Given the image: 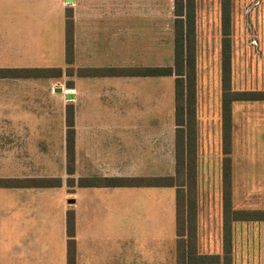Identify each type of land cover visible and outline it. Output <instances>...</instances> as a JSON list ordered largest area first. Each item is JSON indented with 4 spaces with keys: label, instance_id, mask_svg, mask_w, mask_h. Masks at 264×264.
<instances>
[{
    "label": "crops",
    "instance_id": "crops-1",
    "mask_svg": "<svg viewBox=\"0 0 264 264\" xmlns=\"http://www.w3.org/2000/svg\"><path fill=\"white\" fill-rule=\"evenodd\" d=\"M24 1L30 0H0V26L5 27V51L0 52V61L5 62L0 67H60L53 63L23 62H50L63 56L64 69L66 8L73 12L74 71L158 66L156 12L154 18L148 17L137 4L127 7L126 0H116L117 6L112 9L108 5L111 0H49L46 5V0H34L33 8L24 5ZM250 44H255L251 45L253 50L261 53L264 73V35ZM250 44L244 42L239 50L250 53L247 51ZM232 53L231 71L235 78L238 66ZM56 79L65 86L61 88L58 85L61 82ZM0 80L6 82L0 84V140L5 141V168L0 171L4 170L8 173L5 177L11 178L62 179V185L57 187L5 188L7 264H66L68 209L75 215L76 264H84L80 257L83 238H86L84 248L88 249L92 243L90 237L126 235L127 204H133L146 215H156V191L152 197L155 186L84 187L77 185V180L174 173V76H78L74 72L69 76L64 73L60 78ZM161 81L173 90L169 112L170 173L165 174L158 172L159 165L164 164L159 160V120L166 106V94L162 92L159 99ZM69 103L74 107L75 124L73 186H67L65 181L64 120L65 106ZM57 122L61 125V135L53 133ZM55 166L59 169L57 175L53 172ZM236 224L232 229L233 246H246L247 240L242 239L244 235L239 234ZM262 237L264 246V232ZM117 242L120 245L119 238Z\"/></svg>",
    "mask_w": 264,
    "mask_h": 264
},
{
    "label": "rangeland",
    "instance_id": "rangeland-1",
    "mask_svg": "<svg viewBox=\"0 0 264 264\" xmlns=\"http://www.w3.org/2000/svg\"><path fill=\"white\" fill-rule=\"evenodd\" d=\"M229 1V48L231 54L235 53L238 66L235 78L232 77L231 71V88L239 91H264L261 53L253 50L251 45L256 46L255 44H250L255 39L259 41L264 35V0ZM46 3L48 4L49 0L45 1V5ZM23 4H30V8H33L35 1H24ZM129 4L132 6L137 4L151 18H154L156 12L159 39L158 66L172 65L173 0H136V3L135 0H126L127 7ZM108 5L109 9H112L117 6V2L111 0ZM194 6L197 252L219 255L220 261L214 264H264L262 244L264 221L236 222L239 234L244 235L242 239L247 240L246 246L243 244L233 246L232 229L235 224L233 222L231 224L230 261L223 260L225 248L222 192L223 160L225 156H228L230 158L232 208L234 210H264V101H234L231 104L230 148L229 153H224L221 125V60L224 37L222 0H194ZM143 17H146L144 13ZM52 30L55 31L56 27L53 26ZM4 40L5 27L0 26V52L2 53L5 51ZM244 42H249L251 47H248L247 51L250 53L241 51ZM260 49L259 44V51ZM4 62L0 61V63ZM48 63L62 67L64 66L63 56L58 59L54 58V61L52 59L50 62L34 60L23 62L27 65ZM166 80L169 81L170 78ZM57 81L61 82V85L58 84L61 88L65 86L60 79ZM4 83H6L5 80H0V84ZM159 83H162L159 99L162 97V92L166 94V99H164L166 106L162 111L161 121L159 120V123L161 122L158 143L159 160H163L164 164L159 165L158 172L165 174L170 173L168 169V163L171 160L169 112L173 105V100H171L173 90L165 81ZM53 126V133L61 135L59 122ZM4 142L0 140V143H3L0 145V168L2 169L5 168ZM55 142H57L56 139ZM53 169L56 173L54 175H57L58 167L55 166ZM7 174L4 170L0 171V177H5ZM178 180L183 179L180 177ZM152 191V197H155V191L157 192L156 215H153L154 213L146 215L136 209L133 204H127L124 220L126 235L118 237L117 234L110 233L107 236L90 237L92 243L88 249L84 248L86 238L80 240V257L81 261L84 260V264H175L174 189L157 187L152 188ZM6 194V189L0 188V264H7V256H9L6 245ZM121 222L122 220L120 224ZM104 238L105 240L100 243V240ZM118 238L120 245L117 242ZM123 238L125 239L124 245H121ZM46 263L49 264L43 262V264Z\"/></svg>",
    "mask_w": 264,
    "mask_h": 264
},
{
    "label": "trees",
    "instance_id": "trees-1",
    "mask_svg": "<svg viewBox=\"0 0 264 264\" xmlns=\"http://www.w3.org/2000/svg\"><path fill=\"white\" fill-rule=\"evenodd\" d=\"M173 63L170 66L118 68H78L73 64V12L65 9V68L62 67H0V78H60L77 73L78 76L141 75L174 76V173L155 177H82L77 185L89 187L155 186L175 190V264H214L216 254H199L196 247V64H195V6L194 0H173ZM222 142L229 153L231 104L234 101H264V91H239L231 88V53L229 45L230 1L222 0ZM69 85V81L67 82ZM65 179L74 185L71 175L75 169L74 107L65 106ZM182 178L185 182L179 181ZM60 177H0V188L57 187ZM223 192V260L230 261L231 224L238 221H264V210H234L231 206L230 158L225 156L222 170ZM66 264H76L75 215L68 209L65 216Z\"/></svg>",
    "mask_w": 264,
    "mask_h": 264
}]
</instances>
